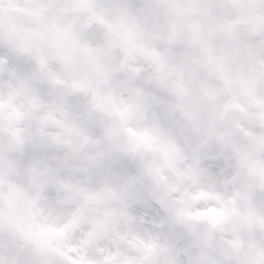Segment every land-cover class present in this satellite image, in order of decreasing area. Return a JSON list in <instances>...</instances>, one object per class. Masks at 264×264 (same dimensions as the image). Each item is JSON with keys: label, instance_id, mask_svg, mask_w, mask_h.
I'll return each mask as SVG.
<instances>
[{"label": "snow or ice", "instance_id": "snow-or-ice-1", "mask_svg": "<svg viewBox=\"0 0 264 264\" xmlns=\"http://www.w3.org/2000/svg\"><path fill=\"white\" fill-rule=\"evenodd\" d=\"M0 264H264V0H0Z\"/></svg>", "mask_w": 264, "mask_h": 264}]
</instances>
